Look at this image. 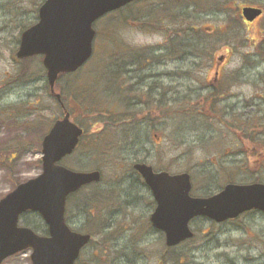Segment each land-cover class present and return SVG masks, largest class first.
Returning <instances> with one entry per match:
<instances>
[{
  "label": "rangeland",
  "instance_id": "1",
  "mask_svg": "<svg viewBox=\"0 0 264 264\" xmlns=\"http://www.w3.org/2000/svg\"><path fill=\"white\" fill-rule=\"evenodd\" d=\"M43 1L0 0V198L42 171L41 139L48 130L43 125L49 127L62 114L59 103L49 95L46 69L39 56L33 59L28 75L19 74L21 66L26 64L16 56L21 33L38 20ZM224 1V8L219 9ZM244 4L264 6V0H140L96 23L93 57L79 71L59 82L68 109L87 131L79 147L62 163L79 170L98 168L103 177L100 184L88 186L67 200L66 217L70 226L93 234L78 264H116V256L121 252L135 257L143 255L142 262L157 264L167 251L174 257L172 264H180L181 254L188 253L203 264H229L230 260L246 264L249 253L264 252L262 211H251L223 224L199 218L192 224L194 239L171 252L163 231L153 228L149 221L153 210L148 206L149 191L133 174L132 166L135 159L145 156L157 168L188 171L193 178V195L215 193L229 181H264V155L259 154V137L262 139L259 135L264 127V52L258 51L264 47V44L258 46L264 41V14L253 22L246 21L239 9ZM169 7L171 10H167ZM180 17L186 27L215 30L197 43L196 52H188L189 71L196 69L193 61H206L199 78L204 79L211 61L227 54V47L232 49L230 57L228 53L229 62L224 65L227 72L244 62L253 65L243 75L252 77L253 83L242 85L251 108L243 109L240 101L238 107L245 115L238 109L229 114L221 108L202 114L206 103L195 106L193 102L198 98L188 92L182 105L172 99L170 116L151 114L157 122L153 132L149 134L144 129L140 132L145 136L135 138L137 132L132 131L131 138L122 141L115 123L104 124L103 119L111 114L114 121L119 119L121 97L116 98V94L107 97L104 88L101 89L106 82L102 72L107 65L128 56L122 50L165 42L164 35L168 32L165 29L181 22ZM210 75H214L212 69ZM109 82L112 83L110 79ZM82 90L84 99L92 100L84 101L87 109L77 97ZM205 95V90L200 93ZM96 197L100 203L93 208L89 204L97 203ZM20 224L40 234L47 232L38 212L24 213ZM31 252L30 248L22 250L2 264H31Z\"/></svg>",
  "mask_w": 264,
  "mask_h": 264
},
{
  "label": "water",
  "instance_id": "2",
  "mask_svg": "<svg viewBox=\"0 0 264 264\" xmlns=\"http://www.w3.org/2000/svg\"><path fill=\"white\" fill-rule=\"evenodd\" d=\"M132 0H45L39 20L21 34L17 56L43 55L51 93L61 101L59 77L77 70L93 53L94 22L107 12ZM259 6L245 5L243 16L253 21L262 14ZM62 103L64 115L55 120L42 139V171L18 183L0 198V264L19 251L32 249V264H74L89 233L73 230L66 221L68 196L83 185L101 179V172L74 170L61 163L71 154L83 134V127L71 119ZM157 200L153 225L166 234L168 245L192 237L190 220L204 215L224 221L250 209L264 211V183H228L207 197L192 196L189 172H155L151 165L136 163ZM41 214L49 228L42 235L19 224L26 211Z\"/></svg>",
  "mask_w": 264,
  "mask_h": 264
},
{
  "label": "flooded vegetation",
  "instance_id": "3",
  "mask_svg": "<svg viewBox=\"0 0 264 264\" xmlns=\"http://www.w3.org/2000/svg\"><path fill=\"white\" fill-rule=\"evenodd\" d=\"M139 1L140 0H133L119 8L117 11H122L123 9L129 8ZM167 10H171V8L169 7ZM174 16V20H176L177 15ZM182 22L184 23L183 19L181 18V22L175 23L176 26L172 25L171 27L165 29V32L168 31L167 34L164 35L165 42L151 43L134 49L122 50L125 52L124 55L128 56H122L121 59L112 66L107 65L102 72L105 74L106 82H104L105 85L102 84L101 89L104 88L107 97L115 94L116 98L121 97L120 112L117 113L119 119L114 121L115 118H112L114 115L111 114L112 116L106 122V125L108 126L115 123L120 130V138L122 141L130 139V132L132 131L137 132L135 138L139 136H145L142 132H140L141 130L146 129L149 134L150 132H153L157 122L152 120L151 114L164 115V118L170 116L172 113V99L179 101L180 105H182V103H185L187 100L188 92L195 94L198 98L196 102H193L195 106L206 103V107L203 108V110H205L202 114L209 113L205 112L208 110L215 112L217 111V108H221L222 110H227L229 114L235 109H238L240 114L245 115V112H241L243 111L241 110L242 108L238 107L240 101H243V109H248V107L251 108L252 104L248 102V97H245L244 92H242L244 89L242 85L250 82L253 83L252 77L243 76L244 74H247L248 69L250 71V68L253 65H251V63L249 65L248 62H244L243 65L239 66L238 68L229 69L227 72V68L225 66L226 62H229L228 53L230 57V52L232 50H230V47H227L225 50L227 54H222L215 60L211 61V63H209L207 66V70L205 71L206 76L204 79L199 78V72L202 73L201 70L202 67L206 65V61L203 59L200 62L193 61L196 69L189 71L186 65L189 56L188 52H196V49L198 48L197 43L208 33H212L215 30H211V28H188L186 27L185 23L183 24ZM178 23H180L181 26L177 27ZM200 63H202L201 66H199ZM211 69L214 71V75L208 76ZM193 73L196 75H193ZM109 79L112 81V83L109 82ZM204 90L206 91V95L204 97L200 96V93ZM261 95L262 93L259 96ZM231 98L233 99V102H230ZM254 104L255 106H260V104ZM186 109L187 108L185 107L183 109L180 108L179 110L180 112H183ZM103 114L106 115V113ZM263 134L264 127H262L260 130L259 135L262 138L260 139L259 137V146L261 148L259 152L260 155H264ZM86 135L87 132L84 134V136ZM136 163L149 164L153 166L155 171H162L166 169H160L150 164L147 159H145V156L135 159L132 164L134 169L133 174L137 176V179L142 181L149 191L150 199L148 200V206L153 208L149 216V221L153 228L159 230L153 225L151 220L152 213L157 207V200L152 189L145 182L142 174L134 167ZM102 180L103 177L101 175V179L98 182H93L88 186L100 184ZM256 181L261 180L258 179ZM224 186H222L221 189ZM97 200V203L93 201L90 202L89 205H91L93 208H97L100 203L99 200ZM251 211L259 210L253 209L246 211L240 214L238 217L230 218L222 222L211 220L203 215H197L190 220V225L194 232L193 237L185 239L175 245H168L165 238V244L168 249H171L172 252L174 248H178L181 245L184 246L188 241L194 239L195 230L192 224L199 218H206L214 224H223L239 219ZM88 233L91 234V240L83 247V249L93 240V234L91 232ZM80 257L81 254L76 260L75 264H78ZM173 258L170 252L167 251L164 253L163 257L158 260L157 264H172V261L174 260ZM144 259L145 258H143V255L135 257V255L130 256V254L127 252H121L117 254V261H115V263L117 264L120 262L122 264H146L142 262ZM182 259H184V261ZM179 260L181 261H179L180 264H203L202 261L198 260L196 257L193 258L190 253L185 255L181 254ZM253 260H259L256 262V264H264V252H259L255 255L249 253L245 258V263L251 264ZM229 264L236 263L230 260Z\"/></svg>",
  "mask_w": 264,
  "mask_h": 264
},
{
  "label": "trees",
  "instance_id": "4",
  "mask_svg": "<svg viewBox=\"0 0 264 264\" xmlns=\"http://www.w3.org/2000/svg\"><path fill=\"white\" fill-rule=\"evenodd\" d=\"M226 1H228V0H226ZM224 3H225V1L224 2H221L220 3V5L218 6L219 7V9L220 8H224L223 6H224ZM227 3V2H226ZM236 4V3H235ZM221 6V7H220ZM190 26H188V28H189ZM205 37V36H204ZM263 44H264V41L263 40H261V42L259 43V45L258 46H262L263 47ZM258 51H263L264 52V47L263 48H261L260 50H258ZM39 55H34V56H29V57H24V58H21V61H22V63L24 62V63H26V64H23V66H21V68H20V72H19V74H20V76H22V75H28L29 73H30V67H31V64H32V61H33V59L34 58H37ZM40 58H41V56H39ZM66 75H69V74H66ZM65 75V76H66ZM64 77V76H63ZM79 84V83H78ZM77 84V86H79ZM61 85V84H60ZM85 85V82H83V86ZM81 86V85H80ZM47 88H48V92H49V95L52 97V98H54L55 100H56V98L52 95V93L50 92V89H49V86H48V82H47ZM81 88H83V87H81ZM94 93L96 94V91H94ZM62 94H63V98L65 99V96H64V92H62ZM77 95V94H76ZM77 97H79L78 99H79V101L81 102V105L83 106V108L84 109H87L88 107H87V105L85 106L84 105V101L87 103V102H91L92 100L91 99H84V97H83V90H82V92H81V95L80 96H78L77 95ZM57 101V100H56ZM65 101H66V99H65ZM90 107L91 106H89V109H90ZM101 115H103V113L101 114ZM100 121V118H98V119H96V123L98 124V122ZM52 124V123H51ZM51 124H50V126H51ZM49 126V127H50ZM49 127H48V125L46 126V125H43V129H45V130H47V128L49 129ZM44 130V131H45ZM42 140V139H41ZM39 145H40V141H39ZM6 149V148H5ZM86 187H84L83 189H85ZM83 189H81V190H83ZM48 230V229H47Z\"/></svg>",
  "mask_w": 264,
  "mask_h": 264
}]
</instances>
